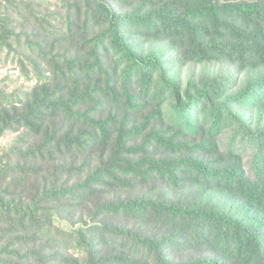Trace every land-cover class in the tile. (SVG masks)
I'll list each match as a JSON object with an SVG mask.
<instances>
[{
	"label": "trees",
	"instance_id": "obj_1",
	"mask_svg": "<svg viewBox=\"0 0 264 264\" xmlns=\"http://www.w3.org/2000/svg\"><path fill=\"white\" fill-rule=\"evenodd\" d=\"M0 264H264V0H0Z\"/></svg>",
	"mask_w": 264,
	"mask_h": 264
}]
</instances>
